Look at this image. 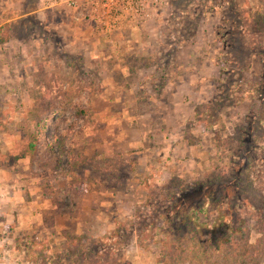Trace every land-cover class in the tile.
Here are the masks:
<instances>
[{
	"label": "rangeland",
	"instance_id": "rangeland-1",
	"mask_svg": "<svg viewBox=\"0 0 264 264\" xmlns=\"http://www.w3.org/2000/svg\"><path fill=\"white\" fill-rule=\"evenodd\" d=\"M155 11L109 35L62 0H0V264H79L66 235L87 256L107 250L106 264H239L235 245L207 242L236 192L233 238L264 264V101L254 108L241 88L264 93V0H166ZM249 123L241 164L236 138ZM96 156L111 175L69 171V158ZM178 199L185 215L137 223Z\"/></svg>",
	"mask_w": 264,
	"mask_h": 264
},
{
	"label": "trees",
	"instance_id": "trees-1",
	"mask_svg": "<svg viewBox=\"0 0 264 264\" xmlns=\"http://www.w3.org/2000/svg\"><path fill=\"white\" fill-rule=\"evenodd\" d=\"M6 35V36H5ZM7 40V26L6 24L0 27V44L4 43ZM244 87V89H243ZM242 88V94H248V90L252 91L253 96H254V102H253V107L256 108L257 106H260V103L262 101H264L263 95L264 93L261 91V89L259 88L258 84H251L247 81H243V84L241 85ZM258 101V103H257ZM257 107V108H258ZM264 107V106H263ZM47 110V109H46ZM81 113V112H80ZM250 124V123H249ZM250 132L252 131V127L251 124L247 125L246 127H239L238 128V134H237V142L239 143V145L244 148L242 150H240V157H239V163H244L243 161L249 157L250 154V150H252L254 147L252 146V139L250 136ZM40 135L37 134V140H38V136ZM42 138V135H41ZM81 137L79 135H74V137L72 138L79 140ZM72 140V141H73ZM83 141V138L80 139ZM34 147V146H31ZM119 157H116L114 164L116 167H120L121 165L124 166L126 165L125 163H123L121 160L117 159ZM241 159H243L241 161ZM104 162L102 160H100L99 156L93 157L91 159H85L84 157H76V158H69L68 160V167H69V171L71 173H77L80 170L83 171H97L100 170L101 166H103V170L102 173H106V175H111V173L114 172V170L111 171V169H109L106 165L103 164ZM111 167V166H109ZM241 167V166H240ZM243 167V165H242ZM108 180L110 181H114V184H116V186H121L124 181L122 179V177H117V176H108ZM199 191H205L206 190V185H199ZM239 191V190H238ZM182 194L186 197L188 195H190L192 192L190 191V194H188L189 190L188 189H184L183 191H181ZM192 195V194H191ZM184 197V198H185ZM228 196H226L227 198ZM207 199L205 198L204 202L202 204H197L194 203L190 206V212L192 210H194V213H199V212H203V208L207 205ZM230 202H228V205L226 208H219L218 212H220L221 217L218 219V227L216 228L215 235L213 237H208L207 242L212 241V247L215 249H219L220 246H226L229 249H233L232 246L235 245L234 249L236 252H234V256L236 257H240L241 259H243L239 264H249V262L247 261L249 259V257L252 259V257H254V249L251 246H248L245 242L244 244V239H241L239 237L237 238H233V236L235 234H238L241 230V227L239 224H237L239 222V218H241L242 216L239 214L238 212L241 210L240 208L243 207V200L240 199V197L238 196V192L235 193V195L233 197H231L229 199ZM157 207L160 205H164V202L162 201V198L159 197L157 199ZM186 201L184 199H178L173 205H167L165 206L163 209L160 211V208H157L155 206L152 207L151 210V214L149 213L150 208L147 207V211L143 214L144 216L141 215H137L136 216V221L137 223L142 222L143 219H147L150 217L152 218V220H147L146 224L148 226H145L147 229L150 227L151 223L155 224L157 223V221L163 217L164 222H171V220H173L175 218V216H182L185 215L184 211H183V206H185ZM196 207V208H195ZM221 207V206H220ZM244 208V207H243ZM217 212V213H218ZM234 218H236L235 220H233ZM138 227V226H137ZM241 233V232H240ZM67 237V241L65 243V248L68 249L70 256L75 258L79 264H84L85 261H87L89 264H106L107 258H108V251L107 250H102L103 254H100L99 257L101 258L100 260H98V258L96 257H90L87 256L85 254V252L81 249V243L83 242L82 239L80 238H71L68 235H66ZM243 244V245H242ZM209 245V244H208ZM215 246V247H214ZM94 253V252H93ZM88 257V258H87Z\"/></svg>",
	"mask_w": 264,
	"mask_h": 264
},
{
	"label": "built area",
	"instance_id": "built-area-1",
	"mask_svg": "<svg viewBox=\"0 0 264 264\" xmlns=\"http://www.w3.org/2000/svg\"><path fill=\"white\" fill-rule=\"evenodd\" d=\"M65 6L79 7L99 28V34L121 32L123 27L133 28L144 25L156 15L166 0H62Z\"/></svg>",
	"mask_w": 264,
	"mask_h": 264
},
{
	"label": "crops",
	"instance_id": "crops-1",
	"mask_svg": "<svg viewBox=\"0 0 264 264\" xmlns=\"http://www.w3.org/2000/svg\"><path fill=\"white\" fill-rule=\"evenodd\" d=\"M59 17V16H58ZM61 17H65V14L63 13V14H60V18ZM96 212H98V210L96 211ZM99 212H101V211H99ZM98 212V213H99ZM23 217H24V215H23ZM24 218H26V215H25V217ZM24 220H26V219H24ZM22 224L24 225L25 224V229H30L29 227H30V225L26 222V223H24V222H22Z\"/></svg>",
	"mask_w": 264,
	"mask_h": 264
}]
</instances>
